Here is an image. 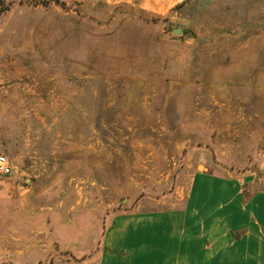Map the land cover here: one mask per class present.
<instances>
[{"label":"rangeland","instance_id":"obj_1","mask_svg":"<svg viewBox=\"0 0 264 264\" xmlns=\"http://www.w3.org/2000/svg\"><path fill=\"white\" fill-rule=\"evenodd\" d=\"M176 12L0 0V264H100L115 218L264 192V0Z\"/></svg>","mask_w":264,"mask_h":264},{"label":"crops","instance_id":"obj_2","mask_svg":"<svg viewBox=\"0 0 264 264\" xmlns=\"http://www.w3.org/2000/svg\"><path fill=\"white\" fill-rule=\"evenodd\" d=\"M189 0H101L107 7L126 4L161 18ZM207 197L189 198L172 212L118 217L107 228L100 264H264V192L242 194L246 182L215 180ZM243 246L227 245L241 233ZM225 241V245L223 242ZM233 243V242H232ZM225 252V260L222 255Z\"/></svg>","mask_w":264,"mask_h":264},{"label":"built area","instance_id":"obj_3","mask_svg":"<svg viewBox=\"0 0 264 264\" xmlns=\"http://www.w3.org/2000/svg\"><path fill=\"white\" fill-rule=\"evenodd\" d=\"M13 164L10 162L8 156L0 152V176L9 177L13 174Z\"/></svg>","mask_w":264,"mask_h":264},{"label":"water","instance_id":"obj_4","mask_svg":"<svg viewBox=\"0 0 264 264\" xmlns=\"http://www.w3.org/2000/svg\"><path fill=\"white\" fill-rule=\"evenodd\" d=\"M186 32H187V30L180 29V28H176V29L174 30V33H175L176 35H183V34H185Z\"/></svg>","mask_w":264,"mask_h":264}]
</instances>
